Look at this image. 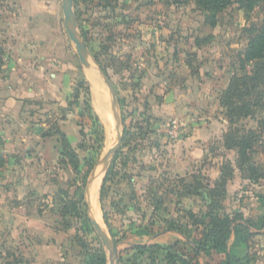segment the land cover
<instances>
[{"label":"rangeland","instance_id":"rangeland-1","mask_svg":"<svg viewBox=\"0 0 264 264\" xmlns=\"http://www.w3.org/2000/svg\"><path fill=\"white\" fill-rule=\"evenodd\" d=\"M2 2L4 0H0V4ZM72 12L75 16L72 29L84 44L87 61L97 64L115 91V117L119 126L117 133L110 110L104 114V97L105 102L109 101L111 94L101 80V73H96L103 86L102 89H95L96 97H93L92 103L101 104L103 108L96 111L94 107L95 110L89 112L91 120L85 118L77 122L78 144L75 147L61 145L58 121H50L49 129H54L57 147L65 155L64 158L50 162L46 173L41 175H18L27 179L38 178L34 183L40 189L26 190L27 201H34L33 205L26 206L27 215L35 216L38 210L41 221L50 229L70 227L62 236L67 240L66 255L63 261L56 264H227L220 255L226 254L224 248L233 247L239 256H244L241 239L246 233H263L264 222L234 210L231 201L249 199L261 193L260 186L264 184V128L257 127L254 121L264 117V114L257 112L254 118L229 123L226 110L220 106V96L232 75L240 74L238 55L243 53L253 36L251 29L257 31L263 28L264 5L249 14L238 8L237 0H232L216 14L217 23L213 28L206 22L208 13L200 11L194 0H72ZM61 27L67 38L63 23ZM160 39L177 43L174 45L176 55L189 66L190 73L205 67L203 71L208 73L206 78L210 94L214 91L213 96L216 95L220 114L227 121L225 132L228 135L242 133L239 130L241 127L254 132V144L248 152L249 161L241 165L242 170L233 168L232 174L225 169L224 193L219 187L216 194L209 197L221 201L216 215L232 217L230 223H216L218 229L211 233L207 216L209 210L204 199L207 198L206 186L212 181L208 185L201 183L202 188L195 184L201 197L194 195L195 191L186 188L188 184L185 183L193 182L192 179L166 171L164 156L167 150L157 143L159 139L170 142L167 126L172 120L183 121V117L177 113L170 114L156 125L158 121H149L148 107H142L146 97L151 101L155 99L156 104H162L164 109L173 106L174 102L164 105L163 97L172 94L173 87L182 86L186 80L185 73L175 76L165 72L170 82L166 81L158 87L157 83L154 84L158 79L147 76L146 71L153 64L147 57L152 51L158 53L154 47ZM69 47L74 46L70 43ZM246 67L247 70L251 68L250 65ZM175 68L179 67L172 66V69ZM196 80L201 81L200 78ZM159 90L163 95L153 94ZM118 135L121 141L117 145ZM116 145V151L104 158ZM72 149L78 160L72 156ZM212 149H218V146H212ZM248 166L253 167V173L248 172ZM74 167H78V172L73 170ZM108 170L111 174L104 185ZM236 171L235 180L239 189L228 195L226 186L234 180ZM239 176L240 179H237ZM90 179L91 188L88 187ZM94 186L98 187L96 201L102 224L99 226L106 237L116 244V256L102 245L88 217L86 199H93L91 205L96 202L94 196L91 197ZM60 214H63L62 221ZM170 232H174L173 236L169 235ZM222 232L228 235L226 241L212 237L214 234L219 237ZM75 234L79 242L87 243L86 252H81L71 241ZM4 240L0 236V254L4 253ZM30 243H23L24 247L28 248ZM14 247L18 250L9 248L19 259L20 252L25 255L26 258L21 257L20 260L24 264H52L36 263L22 246ZM191 248L198 249V255L192 261L184 256L186 252L191 254ZM257 251L262 252L256 254ZM255 252L249 253L245 264H264V248Z\"/></svg>","mask_w":264,"mask_h":264},{"label":"crops","instance_id":"crops-1","mask_svg":"<svg viewBox=\"0 0 264 264\" xmlns=\"http://www.w3.org/2000/svg\"><path fill=\"white\" fill-rule=\"evenodd\" d=\"M62 23L64 28L61 0H4L0 4V236L6 239L0 264H24L14 262V258H18L12 251V248L18 250L15 245L22 246L36 263L56 264L66 255L67 240L62 237L66 233L45 226L38 210L35 216L26 213V206L34 204L33 200L28 202L25 198L26 190L38 191L40 187L34 183L38 178L18 177L46 173L50 162L57 161L56 139L42 136L49 130L50 121H58L71 147L78 144L77 122L86 115L82 100L76 97L80 77L88 85L90 107L94 109L86 69L92 64L91 68L93 66L98 74L97 64L87 62L86 66L79 61L75 47H69L72 42L63 35ZM161 41L154 47L158 53L152 51L147 57L153 63L146 71L147 76L158 79L154 84L161 87L166 81L170 82L165 72L175 76L187 74L185 83L174 86L171 91L173 106L164 109L155 99L151 101L147 97L142 105L148 107L149 121H158L156 125L170 114L183 117L179 122L184 128L175 141L157 140L167 150L165 170L187 180L203 172L213 181L219 175L223 160L236 168V152L221 147L227 121L220 114L214 91L210 94L205 67L190 73L189 66L176 55L174 45L177 43ZM193 41L196 47L195 39ZM172 66L179 68L172 69ZM158 93L163 95L161 90L153 94L158 96ZM168 96L163 97L164 105H168L165 102ZM212 146H218L216 152L220 155H211ZM237 174L234 172V180L226 186L228 195L239 189L235 180ZM260 192L259 196L256 193L249 199L233 200L231 205L257 221L264 216L263 183ZM227 202L230 203L229 198ZM28 241L32 243L25 248L23 243ZM18 256L19 260L26 258L21 252Z\"/></svg>","mask_w":264,"mask_h":264},{"label":"trees","instance_id":"trees-1","mask_svg":"<svg viewBox=\"0 0 264 264\" xmlns=\"http://www.w3.org/2000/svg\"><path fill=\"white\" fill-rule=\"evenodd\" d=\"M194 1L196 3L197 8L200 11L208 13L206 22H208L210 27L213 28L216 26L217 23L216 14L222 11L224 8H226L232 0H194ZM237 5L239 9L247 11L250 14L253 12L254 9L259 8L260 5H264V0H237ZM252 32H253V36H251V38L248 40L247 46L244 49L243 53L238 55L240 74L232 75V77L228 82L227 88L221 93L220 96V106L226 110L225 115L229 123H235L234 121L239 122L242 120L254 118L257 112L260 113L261 115L264 114V25L262 29L257 31L255 30V28H252L250 33ZM247 65H250L251 67L249 70H247L246 67ZM76 93H77L76 97L82 100L85 106L86 115L82 116L81 118L82 119L86 118L88 121L91 120L92 116L90 115V113L92 109L90 107L89 88L84 80L79 81L77 83ZM254 122L257 125V127L261 126L264 128V117H260L259 119H257V121ZM239 130H241L242 133L234 132L228 135V133L225 132L222 136L221 147L225 150H233L236 152L235 166L238 169L242 170L241 165L246 163V161H249L248 152H250L252 145L254 144L253 143L254 132L252 129L249 128L247 129L243 127H241V129ZM59 134L61 139V145H66L69 147L70 144L68 143L65 135L62 132H60ZM42 136L55 138V131L54 129L51 131L49 129L46 132H44ZM55 139L56 142L58 143L57 138ZM216 150L217 149L211 150L212 156L220 155L218 154V152H216ZM64 156L65 155H63L62 151H59L58 149V159H62L64 158ZM72 156L77 159L76 152L73 149H72ZM113 163L114 161H112L111 165ZM1 165H2V160L0 159V166ZM225 169L227 170V172L229 173L231 172V174L233 173V168L229 163V161L223 160L220 165L219 175L216 179L212 181V183L209 177H207L206 174L203 172H200V174H198L196 177L192 176L191 179L193 180V182L191 183L185 182L186 184H188L186 188L193 189L195 191V193L193 194L197 195V197H201L199 196L201 193L197 191L198 189L196 190L197 187L195 186V184H198L199 187L202 188L203 183L207 185L211 183V185H209L208 187L206 186L207 188L206 193L208 199L207 198L204 199L206 200L205 204H207L206 208L209 210L207 216L209 217L210 233L218 229L216 223H220V225H222V224L230 223L232 220V217H230L227 214L223 216L216 215V213L220 209L221 201L219 200L214 201V199H210L212 198L213 194H216V191L218 190L219 187H222L221 193L222 194L224 193V187H225L224 183L226 180V178H224ZM73 170L78 172L79 169L78 167H74ZM247 170L248 172H250V174L253 173L254 171L253 167L250 166L247 167ZM110 174L111 171L108 170V173L103 182L104 185L107 183V179L110 176ZM101 191H100V197L102 194ZM38 213L41 214L40 211H38ZM60 216L62 221L63 214H60ZM261 219L264 222V216ZM69 230L70 227L67 226L66 228H64V230H56V231L67 233ZM212 237H214L215 239L218 238V240L223 239L226 241L228 235L226 234V232H222L220 233L219 237L218 234L217 235L214 234L212 235ZM245 238H249L251 239V241H247L248 239ZM245 238L241 239L240 242V244H242L245 249L244 256L241 255L239 256L235 250V247L230 248L228 250L224 248V252L226 254H222L220 256H222L223 259H225L227 264H245L246 259L251 251L255 252L256 250H262L264 248V229H263V233L260 234L246 233ZM71 241L74 242L76 246H78L81 252H86L88 250L87 243L83 241L79 242V238H77L76 234L75 237L74 236L72 237ZM175 244H179V243H175ZM190 250H191L190 251L191 254H188L187 252L185 254L183 252L181 253L184 254L185 257H188V260L190 259V261H192L197 257L198 249L194 250L191 248ZM261 252L262 251H257V253L256 252L255 253L260 254ZM207 259H205L204 261L206 262ZM14 262L20 263V260L18 258H14Z\"/></svg>","mask_w":264,"mask_h":264},{"label":"water","instance_id":"water-1","mask_svg":"<svg viewBox=\"0 0 264 264\" xmlns=\"http://www.w3.org/2000/svg\"><path fill=\"white\" fill-rule=\"evenodd\" d=\"M61 2H62V12H63V15H64V29H65V32H66L69 40L72 42V44L75 47L76 54L78 56L79 61L82 64H86L88 61H87L86 53L84 51V44L78 39V37L76 36L74 30L72 29V24L75 22V16H74V14L72 12V0H61ZM98 70L101 73L100 68H98ZM101 78L104 81L105 85L107 86V88H108V90H109V92L111 94V100L108 101V103H109V110H110V113H111V116H112V120L114 122V128L116 129V132L118 133L119 123H118V120L115 117V107H116V100H117L116 99V95H115V91H114L112 85L110 84V81L106 77V75H104L103 73H101ZM172 101H173L172 94H170L166 98V101L165 102L167 104H170V103H172ZM120 141H121V138L118 135V137H117V145L120 143ZM117 145L114 146L105 155L104 158H106L109 155L113 154L116 151V149H117ZM91 184H92V180L90 179L88 187L91 188ZM86 206L88 207V217H89V219L91 221V224H92L95 232L100 237L102 245L106 248V250L110 254L116 256L117 255V247H116V244L113 241L109 240L106 237V235L104 234V232L100 228L99 224L96 223V221H94V219H93V217L91 215L92 205H91L89 199H86ZM110 264H114V263L113 262H110Z\"/></svg>","mask_w":264,"mask_h":264},{"label":"bare ground","instance_id":"bare-ground-1","mask_svg":"<svg viewBox=\"0 0 264 264\" xmlns=\"http://www.w3.org/2000/svg\"><path fill=\"white\" fill-rule=\"evenodd\" d=\"M89 65H90V63H89ZM92 65V64H91ZM91 65L90 66H88V68L89 69H86V76H87V80H88V82H89V85H90V90H91V94H92V99H93V97H96V91H95V89H102V86H101V84H100V81H99V79H98V77H97V72L96 71H94V68H93V66H92V68H91ZM86 66H87V64H86ZM84 69H85V67H84ZM85 71V70H84ZM102 80V79H101ZM94 100V99H93ZM103 100V99H102ZM99 101V100H98ZM93 102H95V101H93ZM104 104V114L107 112V110H108V105L106 104L107 103V101L105 102V97H104V102H103ZM94 104V103H93ZM103 105H101V104H94V107H95V109H96V111H98L99 109L101 110L102 108H103ZM100 115V117H101V114H99ZM106 163V162H105ZM103 172V171H102ZM101 175H103V174H101ZM101 179V178H100ZM93 190L91 191L92 192V195H91V197H93L94 198V200L96 201L97 200V189H98V187L97 186H94V188H92ZM91 200H93V199H91L90 198V202H91ZM92 210H91V215H92V217H93V219H94V221H96V223H98L99 225H102L101 224V219H100V214H99V211H98V204H97V201L96 202H93L92 203ZM101 227V226H100Z\"/></svg>","mask_w":264,"mask_h":264},{"label":"built area","instance_id":"built-area-1","mask_svg":"<svg viewBox=\"0 0 264 264\" xmlns=\"http://www.w3.org/2000/svg\"><path fill=\"white\" fill-rule=\"evenodd\" d=\"M168 128V139H170V141H175L179 137L180 130L184 128V126L179 121L172 120Z\"/></svg>","mask_w":264,"mask_h":264}]
</instances>
